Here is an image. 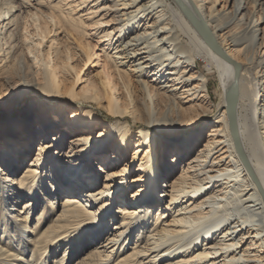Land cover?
Listing matches in <instances>:
<instances>
[{"label": "bare ground", "instance_id": "obj_1", "mask_svg": "<svg viewBox=\"0 0 264 264\" xmlns=\"http://www.w3.org/2000/svg\"><path fill=\"white\" fill-rule=\"evenodd\" d=\"M262 51L264 0H0V264H264Z\"/></svg>", "mask_w": 264, "mask_h": 264}, {"label": "rangeland", "instance_id": "obj_2", "mask_svg": "<svg viewBox=\"0 0 264 264\" xmlns=\"http://www.w3.org/2000/svg\"><path fill=\"white\" fill-rule=\"evenodd\" d=\"M125 11L127 13H131V14L134 13V12H131V11H133V8H128ZM240 16H241V14H239V17ZM23 27L25 29V32L27 31L26 33L28 35L30 34L29 38H31L30 40L33 43L32 48H34V50L36 51L37 55L40 57L42 62L46 63L47 65H50L53 62V58H52V54H49V53L51 51H58L62 57H64V58L68 57V59L72 61L71 63L76 65V67H80L82 65L83 61L81 59L83 57L81 56V54L78 53L77 56L74 55L75 48H76V52H78V50H79L76 43L72 39H69L64 31H61V30H59V28H56L55 25H52L50 22H48L47 20H44V19L38 20V21L34 22L33 25L32 24L30 25V22L29 21L27 22V20H25ZM96 39H97V37L92 36L90 38H87L84 41H87L88 44H93ZM47 51H49V53H47ZM146 54L150 55L151 59H153V61H152L153 63L162 62V60L164 59L162 56H160L162 54V52L158 51L157 48L153 52L145 53V55ZM262 54H264V51H262ZM150 57L148 56V58H150ZM90 61H93V58H90L89 63H90ZM86 65H87L86 67L88 68V63ZM90 65H92V63ZM164 82H165V80H161V82L159 84L160 85L164 84ZM33 93H35V92H32V94ZM34 99H35V96H34V98H28V100L25 101V103L23 101L22 105L17 104V105H15V107H12L11 110H14V117L18 116L21 111L29 108L30 105L32 104V102H34ZM59 110H60V112L62 111V113H60V112L52 113L50 111L49 112L47 111V113H49L52 116L49 118L50 122L51 121L54 122V120L51 119V118H54L57 121L56 123H58L60 118H61V115L65 116L64 119H67V120L70 119L69 117H70L71 112L69 110L68 111L63 110L61 107ZM162 111L163 110H161V112ZM96 113H97L96 115H98L102 121L110 119L104 112L99 111ZM39 114H36L35 118H38ZM165 114H163L165 116V118H167L166 116H168L170 118L169 120L168 119L167 120L172 125V127L177 128L178 127V119H179L177 114L175 113L174 118H172V112L168 113V115H165ZM0 115H1V113H0ZM152 115H153L152 120L156 122V120H157L156 117H158L157 115H159V114H156V112L153 111ZM2 116L5 117V116H8V114H5V115L3 114ZM2 116H0V117H2ZM35 122H36V120H35ZM66 123H68L67 124V128H68L69 127L68 125L71 124V121L69 120ZM199 124H200V122H197L193 125L194 127H191V128L196 129L199 126ZM71 127L69 129H71ZM76 127H78V124L76 125ZM176 131H178L179 133L185 132L184 130H176ZM189 131H191V130H188V132ZM178 134H175L174 138ZM156 135H158V137H159L158 139H163L165 141H170V138H173L172 134L164 133V132H158L157 131ZM23 165H25V164H23ZM101 176H103V174ZM162 195H164V194L162 193ZM162 197H163V200H165L166 197L165 196H162ZM76 257H78V255Z\"/></svg>", "mask_w": 264, "mask_h": 264}, {"label": "water", "instance_id": "obj_3", "mask_svg": "<svg viewBox=\"0 0 264 264\" xmlns=\"http://www.w3.org/2000/svg\"><path fill=\"white\" fill-rule=\"evenodd\" d=\"M232 131H233V134H234V132H235V128H234V125H233V129H232Z\"/></svg>", "mask_w": 264, "mask_h": 264}]
</instances>
